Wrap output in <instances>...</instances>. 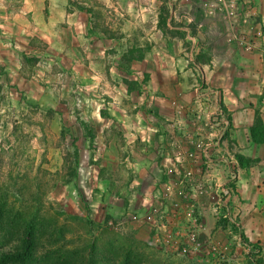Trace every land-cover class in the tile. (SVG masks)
Returning <instances> with one entry per match:
<instances>
[{"label": "crops", "instance_id": "obj_1", "mask_svg": "<svg viewBox=\"0 0 264 264\" xmlns=\"http://www.w3.org/2000/svg\"><path fill=\"white\" fill-rule=\"evenodd\" d=\"M216 2L0 0V112L7 102L53 111L62 144L87 147L76 173L100 194L90 203L95 222L140 213L159 195L170 160L187 170L207 120L201 109L220 107L232 121L224 147L241 163L235 204L250 235L243 232L264 239V137L251 133L255 118L264 123V0H238L243 13L258 9L243 25L248 35L263 30L241 52ZM185 29L200 39L197 67L184 62ZM115 177L130 188L126 208Z\"/></svg>", "mask_w": 264, "mask_h": 264}, {"label": "rangeland", "instance_id": "obj_2", "mask_svg": "<svg viewBox=\"0 0 264 264\" xmlns=\"http://www.w3.org/2000/svg\"><path fill=\"white\" fill-rule=\"evenodd\" d=\"M11 104L7 102L0 112V255L24 250L28 237L34 246L35 264H86L81 251L87 253L90 244L102 255L118 252L119 260L123 258L119 253L127 250L128 263L121 264H206L164 256L148 247L139 230L129 227L126 213L115 219L102 215V221L95 222L90 203L100 194L89 179L81 182L76 173L80 167L76 158L81 155L85 164L87 147L62 144V128L52 122L53 111L44 113ZM256 121L261 127L264 123L257 117L252 126L262 138L264 129L258 132ZM242 165L248 166L249 161L243 158ZM99 176L104 178L106 171H100ZM114 180L115 196L123 199L119 201L126 208L130 188L124 178ZM237 209L239 227L235 231L240 233V241L229 244V261L218 264H264V239L246 238L243 228L250 235V227L241 224ZM206 228L214 231L211 218H207ZM224 233L218 231L222 238Z\"/></svg>", "mask_w": 264, "mask_h": 264}, {"label": "built area", "instance_id": "obj_3", "mask_svg": "<svg viewBox=\"0 0 264 264\" xmlns=\"http://www.w3.org/2000/svg\"><path fill=\"white\" fill-rule=\"evenodd\" d=\"M217 9L225 19L237 52L254 48L263 30L248 35L243 25L258 13H243L238 0H217ZM243 13V14H242ZM184 62L197 67L200 41L191 29H185ZM205 108L208 105L204 106ZM207 116L189 153L187 170L180 168L179 157L166 166V178L158 183L159 195L149 194L140 213L126 211L130 221L146 224L143 242L164 256L198 260L206 264L227 262L230 243L240 241L235 197L239 188L240 163L225 143L232 133L229 113L220 107L201 109ZM213 220V232L206 228ZM218 231L225 232L223 238ZM225 241V242H224Z\"/></svg>", "mask_w": 264, "mask_h": 264}, {"label": "trees", "instance_id": "obj_4", "mask_svg": "<svg viewBox=\"0 0 264 264\" xmlns=\"http://www.w3.org/2000/svg\"><path fill=\"white\" fill-rule=\"evenodd\" d=\"M255 124V123H254ZM256 126H259L261 131L263 132L264 127H261V125L256 121ZM252 136L257 141L260 137L258 135V138L256 136V128L252 127ZM262 138L264 137V133L261 135ZM240 158V157H238ZM241 164V163H240ZM94 244H90L86 246V249H88V252L86 253L85 250L81 251V257L82 259L86 260V264H121V263H128V256L129 252L127 250H122L123 252H120L119 255H123V258L119 260L116 255H118V252H115L112 250V255L109 256L107 253L103 252L104 255L94 252L93 250ZM34 247L30 241V239L27 237L26 239V246L24 250L22 251H16V252H6L2 253L0 255V264H35L36 256L34 253L31 252V248ZM94 253V254H93ZM139 264V263H138ZM140 264H147L146 262H141Z\"/></svg>", "mask_w": 264, "mask_h": 264}]
</instances>
